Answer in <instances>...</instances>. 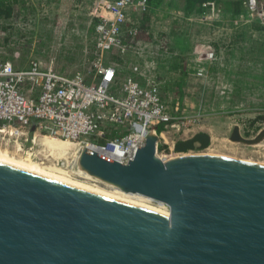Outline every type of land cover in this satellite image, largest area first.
<instances>
[{
	"label": "water",
	"instance_id": "1",
	"mask_svg": "<svg viewBox=\"0 0 264 264\" xmlns=\"http://www.w3.org/2000/svg\"><path fill=\"white\" fill-rule=\"evenodd\" d=\"M124 163L83 148L80 165L169 215L0 147V264H264V162L203 150L163 158L150 131ZM264 137L230 138L254 143ZM206 131L175 144L203 149Z\"/></svg>",
	"mask_w": 264,
	"mask_h": 264
},
{
	"label": "built area",
	"instance_id": "2",
	"mask_svg": "<svg viewBox=\"0 0 264 264\" xmlns=\"http://www.w3.org/2000/svg\"><path fill=\"white\" fill-rule=\"evenodd\" d=\"M242 2L246 11L231 16L236 26L256 22L264 29V0ZM201 4L206 13L182 9L176 12L193 19L220 15L223 11L217 0H203ZM151 7L150 0H91L88 15L95 30V57L87 70L67 73L53 63L35 58L19 66L0 60L2 145L10 144L30 158H41L48 150L40 146L36 137L54 134L76 141L81 150L86 147L126 163L150 131L161 138L164 132L158 130L160 124L165 128L179 124L187 116L185 107L181 108L179 99L170 107L154 72V60L130 63V71L123 76L116 63L108 60L112 51L127 54L136 48L133 40L139 26L125 27L134 13H146ZM165 43L155 55L179 53ZM198 55L202 63L219 57L213 46L200 49ZM195 69L197 74L207 75L204 63ZM173 153L174 148L167 154Z\"/></svg>",
	"mask_w": 264,
	"mask_h": 264
},
{
	"label": "rangeland",
	"instance_id": "3",
	"mask_svg": "<svg viewBox=\"0 0 264 264\" xmlns=\"http://www.w3.org/2000/svg\"><path fill=\"white\" fill-rule=\"evenodd\" d=\"M90 3L91 0H6L4 6L0 4V8L4 9L0 15V60L24 65L35 58L44 63H53L67 73L87 70L91 65L95 41V30L88 15ZM174 4L177 9H182L183 0H174ZM219 4L222 6L221 2ZM206 12L207 10L202 13ZM222 13L188 19L176 11L170 16L165 10L154 6L146 13H134L125 27L127 29L137 24L140 30L133 40L136 48L123 56L130 63L142 59L154 60L157 65L154 72L162 75V79H158L170 107L178 99L181 108L185 107L184 113L187 116L179 124L163 128L164 134L157 145L158 154L169 153L171 149H175L177 141L192 136L198 130H204L210 133L211 140L201 151L264 162V137L254 143L230 138L236 124H239L242 134L248 137L255 136L264 127L262 63L254 60L252 66L243 71L244 74L249 73L245 82L248 85L244 88L233 89L225 74H218L216 71L209 73L208 67L210 70L217 67L212 62L214 59L203 60L206 76L209 75L210 79L206 86L198 85L194 81L190 86L180 87L172 81H177L184 75H196L195 67L199 63L203 64L197 59L199 50L214 46L212 37L217 33L237 36L233 48L252 49L264 55V31L255 26L256 22L240 23L236 26L230 14L224 11ZM166 18L169 20L167 24ZM10 31L13 34L22 33L19 39L21 42L11 41L9 44L6 36ZM28 39L30 40L26 41ZM163 42H167L165 45L170 47L174 45L178 52L184 51L182 59L175 60L166 53V57L155 55L156 51L161 50L160 45ZM173 59L176 62L171 64ZM182 64L185 66L181 67ZM9 147L27 156L26 152L21 153V150H16L11 145ZM173 154L175 155V151Z\"/></svg>",
	"mask_w": 264,
	"mask_h": 264
},
{
	"label": "bare ground",
	"instance_id": "4",
	"mask_svg": "<svg viewBox=\"0 0 264 264\" xmlns=\"http://www.w3.org/2000/svg\"><path fill=\"white\" fill-rule=\"evenodd\" d=\"M146 138L144 142H140L138 144V148L141 147L145 143ZM36 139L39 140L40 146L42 148H47L48 151L44 152V155L41 158H33V159H36L38 161H41L51 166L62 169L68 173H71L116 196L129 200L141 206L147 207L154 211L160 212L162 214L169 215L170 209H169V206L165 202L156 200L149 195L142 194L139 192H127L123 190L122 188H120L119 186L109 181H106L98 176H95L91 174L89 171H87L86 169H84L79 163L81 148H80V145L76 141L71 140V139L61 138L54 134L40 135L39 137L37 136ZM0 144L2 145L1 142ZM9 146L10 144L2 148L13 151L9 149L10 148ZM19 147L21 148L22 145H20ZM136 151H137L136 148L132 151L131 153L132 157H134ZM174 151H175V155H179V154H185L189 152H196L197 150L190 149L184 152V151H177L176 149H174ZM13 152L19 153L17 151H13ZM167 153L168 152H165V154L163 153L159 155L163 158H169L174 155V154H167ZM75 162H76V166H75Z\"/></svg>",
	"mask_w": 264,
	"mask_h": 264
},
{
	"label": "crops",
	"instance_id": "5",
	"mask_svg": "<svg viewBox=\"0 0 264 264\" xmlns=\"http://www.w3.org/2000/svg\"><path fill=\"white\" fill-rule=\"evenodd\" d=\"M156 8H161L162 10H165L166 12L169 13V15L171 16V13H174L177 10L178 7L175 6L174 4V0H172V2H170L169 0H164L163 2L155 5L154 3H152V9L153 7ZM150 8V9H151ZM182 10H184L182 8ZM197 13H202V12H197ZM167 17V16H166ZM175 17V16H174ZM167 21H165V23L167 24V22H169L168 18H166ZM170 26V23H169ZM164 27L166 28V26L164 25ZM166 31H171V30H167ZM174 33V31H173ZM237 36H233L232 34H220L217 33L215 36L212 37V43H214V48L216 50H220V53H218V55H220V59L219 62L216 64L217 67L215 69L216 73L220 74H225V76L228 77V84H230L229 86H232L233 89L235 88H239V87H245L248 84H245V82H247L248 80V75L247 74H242L239 71V65H242L244 68H249V66L254 62V58L251 57L252 55H256L258 56L257 60L259 63H262V53L259 52H254L252 49H239V48H233L235 45V40L238 39L236 38ZM247 40V39H246ZM161 57H166V55H160ZM159 56V57H160ZM222 57H225L224 59H221ZM173 58H176V56H173ZM160 62V61H158ZM171 64L175 63L174 59L171 60ZM163 63V62H161ZM168 65V62H167ZM166 65V68H168V66ZM171 66V65H170ZM185 66V64L181 67ZM186 68V67H185ZM209 69V73L212 71V69ZM197 69H195V73H196ZM215 71H212V73H214ZM167 73V72H166ZM183 74V72L181 73ZM161 73H160V78H161ZM209 75L204 77L203 75H199L196 73V75H194L193 77H190L189 75L186 76H181L177 81L175 79H172V81L176 82L180 87H185L187 85H191L194 81L195 83H198V85H202V86H206L207 82L210 81ZM162 79V78H161ZM166 79V78H165ZM164 79V81H165ZM261 84L259 83L258 86H260ZM201 131V130H198ZM204 131V130H202ZM208 132V131H206ZM209 133V132H208ZM210 134V133H209Z\"/></svg>",
	"mask_w": 264,
	"mask_h": 264
},
{
	"label": "trees",
	"instance_id": "6",
	"mask_svg": "<svg viewBox=\"0 0 264 264\" xmlns=\"http://www.w3.org/2000/svg\"><path fill=\"white\" fill-rule=\"evenodd\" d=\"M163 1L164 0H150V2L151 3H154L155 5H157V4H159V3L163 2ZM169 1L172 2V0H169ZM202 1L203 0H183L182 8L186 12H191V13H194V12H203V11L206 10V8L201 4ZM217 1L222 3V6L221 7H222L223 11L226 12V13H228V14H230L231 16H233L235 14H238L240 12L246 11V7L244 6L242 0H217ZM0 4H2L4 6L6 4V0H1ZM3 11H4V9H3V7H1L0 8V15L3 14ZM255 26L258 27V28H261L264 31V29L262 28V26L259 25L258 23H255ZM21 35H22V33L13 34V32L10 31L8 33V36H6V37L8 38V41H9V44H10L11 41L21 42V40H19L20 37H21ZM29 40L30 39H28L26 41H29ZM170 48L173 49V50H176L175 49L176 47L174 45H172ZM94 49H95V41H94V44H93V47H92L93 53H92V59H91V61L95 57ZM218 53L221 54L220 53V50H218ZM183 54H184V51L183 52H179L177 55H174V56H176V58H174V59L175 60H177V58L182 59ZM109 56H108L109 57L108 60L110 62L116 63V66H117L118 71H119V73H120L121 76H123L126 73V71H128V72L130 71L129 68H128L130 62H129V60L126 57L123 56V54H119L116 51H112V52L109 53ZM251 57H253L254 60L255 59H258V56H256V55H252ZM219 59L220 58H217V59H214V61H212V62H214V66H215V63L217 64L219 62ZM175 60H174V62H176ZM262 61H263L262 62V65L264 67V55L262 56ZM14 64L16 66H19L16 63H14ZM120 64H122V65H120ZM251 66L252 65H250L249 67H251ZM238 67H239V71L242 74H244L243 71H247V68H244L242 65H239ZM56 68L59 69L58 67H56ZM215 69H216V67H213L212 71H215ZM157 76L160 77V74H157ZM262 117L264 119V115ZM158 128H159V131L163 130L164 124H160Z\"/></svg>",
	"mask_w": 264,
	"mask_h": 264
}]
</instances>
